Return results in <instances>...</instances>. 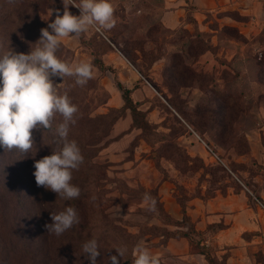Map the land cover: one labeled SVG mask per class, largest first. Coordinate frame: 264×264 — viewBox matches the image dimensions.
<instances>
[{"label": "rangeland", "instance_id": "obj_1", "mask_svg": "<svg viewBox=\"0 0 264 264\" xmlns=\"http://www.w3.org/2000/svg\"><path fill=\"white\" fill-rule=\"evenodd\" d=\"M112 4V29L90 28L78 37L61 38L56 53L73 66L90 61L93 78L83 87L73 77L53 78L79 109L69 139L78 143L88 166L73 173L91 177V192L99 197L104 214L94 215L97 230L80 232L78 225L86 222L79 219L56 236L44 227L52 222L50 212L58 213L51 210L41 224L44 234L30 227L29 253L16 264H85L78 248L102 237L118 241V247L128 241L133 256L135 246L143 242L160 264H264V9L257 15L208 14L203 21L168 29L151 9L135 16L123 4ZM57 9L62 15V0H0V23L6 18L5 32L17 39L40 26L47 28ZM69 11L80 14L71 5ZM18 44L25 53L33 47L26 48L23 38ZM123 89H130L142 111L139 124L124 107ZM60 122L57 115L52 123ZM188 123L207 138L232 172L209 163ZM44 135L48 142L35 141L37 151L34 146L28 154L34 179V162L59 147L56 128ZM9 156L14 175L6 191L0 184V201L4 193L10 196L12 185L19 191L24 180L16 149ZM145 194L152 199L145 200ZM194 198L224 214L223 221L208 223L203 234L189 230L195 225L191 215L176 218L181 205L187 211L194 206L189 203ZM99 225L110 232L104 233ZM184 232L188 244L175 241L168 247ZM197 241L209 244L215 263L195 252ZM106 258L101 264H109Z\"/></svg>", "mask_w": 264, "mask_h": 264}, {"label": "clouds", "instance_id": "obj_2", "mask_svg": "<svg viewBox=\"0 0 264 264\" xmlns=\"http://www.w3.org/2000/svg\"><path fill=\"white\" fill-rule=\"evenodd\" d=\"M63 14L56 10L55 19L42 28L41 36L28 53L16 52L10 46L0 44V147L13 149L28 155L35 146L32 132L42 128L49 130L57 115L62 117L56 127L58 150L34 162L33 175L37 187L57 194L65 201L78 199L80 188L74 185L73 171L79 170L84 161L81 149L75 140L69 139L70 126L76 123L79 109L73 104L67 91L61 92L53 78L73 77L81 87L93 78V64L80 62L75 66L62 61L56 55L61 38L80 36L90 28L100 32L110 30L116 24L111 0H62ZM80 10L73 15L69 6ZM53 11L50 10V17ZM51 29V31H49ZM36 148V146H35ZM37 151V148H36ZM35 151V154H36ZM31 155V156H35ZM145 200L152 198L145 194ZM154 204V201H153ZM51 223L44 225L47 233L60 236L79 223L77 210L66 206L62 211L50 212ZM111 264H119L127 252L126 247L115 249ZM82 251L90 264H96L99 256L96 239L82 245ZM133 264H160L159 258L143 245L134 248Z\"/></svg>", "mask_w": 264, "mask_h": 264}, {"label": "trees", "instance_id": "obj_3", "mask_svg": "<svg viewBox=\"0 0 264 264\" xmlns=\"http://www.w3.org/2000/svg\"><path fill=\"white\" fill-rule=\"evenodd\" d=\"M35 19H37V22L38 21L40 22V19L36 14H35ZM187 20L193 21L195 20V18L192 17L191 14H189ZM0 28H2V33H0V44H3L5 48H8L10 46L14 51L18 53L24 52V48H22L23 46L21 44H18V39L23 38V40H26V44H27L26 48L30 47L32 44L33 47L31 48H34L36 47L35 43L39 40L41 36V31H40L41 26H40L39 28H37V31H35L33 34L30 33L29 36L19 37L18 35L17 39H11L9 35H7V33L5 32V29L8 28V23L6 18L0 23ZM31 48L28 49L27 52H29ZM123 98L125 101L124 107L129 108L132 111L134 124H139V117L142 114V111H140L136 106V104L133 102L130 89H123ZM53 125L54 124L52 123L51 129L57 127V125L56 126L54 125V127ZM188 128L190 134L193 135L192 132L193 129L196 132H198L209 144H211L207 140V138L203 136L200 133V131L196 129L193 125L190 124V127ZM43 130L44 129L42 128L34 129L32 132V137L34 142L37 140H39L40 142V139L44 138L43 144L45 145L48 142V139L45 137V135L43 136V133H45L46 131L44 130L43 132ZM51 146L52 148H54L53 147L54 144ZM11 152L7 150L4 151V149L0 147V184L2 185V189H4L5 191L7 188L6 183H8V181L11 180L10 178H12V175H14V169H12L11 166L12 157L9 156ZM16 153L17 156L15 157V160L17 164L23 166L22 169H24L25 172V173L23 172L24 180L22 181V184L19 187L20 189L19 191L16 190V187L14 188V186L12 185L13 190L11 191L10 196H7V193H4L2 196V201H0V264H16L18 262V259H21L22 257L25 258L26 254L29 253L26 241L29 238L28 235H29L30 227H33V229L35 228L36 232H41V234H44V230L41 224L47 218L51 210H58V212H60L66 206L70 205L75 209L78 206L77 211H78L79 219H82L83 221L86 222V224L84 225L81 226L80 224L78 225V229L80 232H83V230L92 231L91 230L92 228L96 229L95 225H97L98 219L97 217H95V219L93 220L94 215L104 214L102 209V203L99 197L97 196V194L95 195L96 196L95 197L93 191L91 192L92 189L91 185L93 184V181H91V177L89 175H86L84 173L78 176L77 174L73 173V179L71 182L80 188L81 190L80 196L78 199L65 201L60 199L56 193L50 190H46L43 187H37L36 185L37 189H35L34 188L35 179L32 176V171H31L32 162L29 155H25L19 150H16ZM209 163L214 165H220L227 170V168L220 162L211 161ZM81 166L87 167L88 162L84 159ZM17 196H18V201H16L15 199V197ZM13 198L15 199V201H13ZM181 212H182L183 220L189 218V215L187 214V210H186V205H181ZM91 220H93L92 224H91ZM99 226L100 228H102L101 230L104 233L110 232L109 230H107L106 226L104 225L102 226L99 225ZM194 226L190 227L189 230H196L197 234L205 233V231L197 230L196 228H194ZM187 234H188L187 232H184L182 235H180V237L184 236L188 239ZM102 238L101 240H99V238L97 240V242H99L98 243L99 256L97 257L96 264H101V262L105 261L106 258L105 252H101L102 250L107 252L108 257L106 259L108 260V263L111 264V256L117 255L115 249L120 248L118 247V243H117L118 241H115L113 239H102ZM199 240H201V237L199 238ZM82 245L80 248H78L79 250H81V252H83ZM196 245L199 246V248L198 247L194 248L196 253L204 255L206 261L210 263L211 262L215 263L213 262V259H211L209 255V251H210L209 246L205 245L202 241L201 242L197 241ZM124 247L127 248V252L122 258H120L119 264H133L134 256L132 254V250H130V248H132V245H130V243L127 241ZM84 257L86 259L85 264H90V261L87 258V256L85 255ZM224 261L226 262V259H224Z\"/></svg>", "mask_w": 264, "mask_h": 264}, {"label": "crops", "instance_id": "obj_4", "mask_svg": "<svg viewBox=\"0 0 264 264\" xmlns=\"http://www.w3.org/2000/svg\"><path fill=\"white\" fill-rule=\"evenodd\" d=\"M111 2L123 4L124 9L129 15L136 14L135 16H138L137 14H141L143 11L151 9L155 12L158 21L168 29H176L181 24L188 23L187 17L189 14H191L196 20L203 21V19L207 18L208 14L237 11L245 15H257L258 11L264 9V0H111ZM105 38L110 41L108 37L105 36ZM189 203L194 206L188 207L189 211H187V214L192 216L197 230L205 231L208 223L223 221V213H219L220 211L216 208H210V205L207 206L206 203H202L200 199L194 198ZM176 218H182V212L181 215ZM175 241L179 243L184 242V244L187 242L188 244V239L182 236L176 238L174 241H170L168 247H170L171 243ZM203 243L209 246V244L205 242ZM169 250H171V248H169ZM184 250L186 251V249ZM230 259H233V257H230Z\"/></svg>", "mask_w": 264, "mask_h": 264}, {"label": "built area", "instance_id": "obj_5", "mask_svg": "<svg viewBox=\"0 0 264 264\" xmlns=\"http://www.w3.org/2000/svg\"><path fill=\"white\" fill-rule=\"evenodd\" d=\"M193 135L203 144L205 151L208 153V161H216L222 163L226 168H228L225 160L214 150V148L195 130L192 129ZM230 170V168H228ZM231 171V170H230ZM232 172V171H231Z\"/></svg>", "mask_w": 264, "mask_h": 264}]
</instances>
